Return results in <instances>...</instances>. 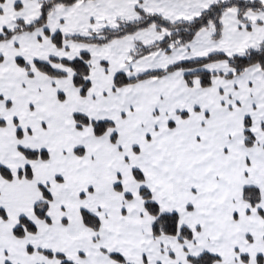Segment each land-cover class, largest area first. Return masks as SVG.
<instances>
[{"label":"snow or ice","instance_id":"6c2138e0","mask_svg":"<svg viewBox=\"0 0 264 264\" xmlns=\"http://www.w3.org/2000/svg\"><path fill=\"white\" fill-rule=\"evenodd\" d=\"M0 264H264V0H0Z\"/></svg>","mask_w":264,"mask_h":264}]
</instances>
